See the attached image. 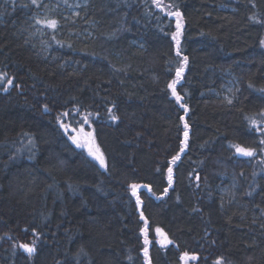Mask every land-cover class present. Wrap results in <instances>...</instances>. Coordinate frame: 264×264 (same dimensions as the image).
I'll list each match as a JSON object with an SVG mask.
<instances>
[{
	"label": "trees",
	"instance_id": "1",
	"mask_svg": "<svg viewBox=\"0 0 264 264\" xmlns=\"http://www.w3.org/2000/svg\"><path fill=\"white\" fill-rule=\"evenodd\" d=\"M46 1L0 0V264H264V0H85L42 40ZM85 116L104 170L61 127Z\"/></svg>",
	"mask_w": 264,
	"mask_h": 264
},
{
	"label": "snow or ice",
	"instance_id": "2",
	"mask_svg": "<svg viewBox=\"0 0 264 264\" xmlns=\"http://www.w3.org/2000/svg\"><path fill=\"white\" fill-rule=\"evenodd\" d=\"M32 3L35 4L36 0H32ZM153 4H155V6L157 8H162V4L160 2V0H153ZM169 16H175L176 17V31L172 34V39L175 41L176 43V55L177 56H181V47H180V36H181V31L183 28V17L181 15V13L179 11H169L168 12ZM36 23L38 24H45L47 25L49 28H56L57 26V21L56 20H37ZM261 45H264V40H261ZM188 62V57L187 56H183L181 62H180V67H178L176 69V79H174L169 85L168 87L172 90V95L176 98L177 103H180L181 101V96L177 93L176 91V84L178 83V81L181 79L182 74L184 72V66L187 64ZM0 80H6L7 83L4 85V89L7 90V87L9 85H12L14 82V78L9 77L7 75V73H0ZM16 87H19V85H16ZM251 87V85H250ZM229 103H231V101H229ZM182 108H184V111L187 112L188 109L185 105L181 104L180 105ZM45 108H47V106L45 105ZM109 113H110V119H112L113 121L117 120L118 117L115 116L114 114H111L113 112L112 108L108 109ZM63 115H67V113H64ZM59 120V117L57 118ZM182 121H184V117L182 116L180 118ZM89 118L88 116L84 117V123H88ZM257 123L256 120H251V124L254 126ZM61 127L64 128L66 131L67 129H69L71 127V125H66L61 123ZM184 139L180 141L181 147L179 152H177L176 155L172 156L171 160L169 161V167H168V184L169 186L172 185L173 182V167L172 165H174L180 158H181V153L184 152L186 146H187V141H188V129H189V125L188 123L185 121L184 122ZM74 132H76V129H73ZM257 131H261L262 133H264V129H257ZM70 139L72 140V142L74 144L77 145V147H87L88 149V153L90 156H92L95 160L99 161L100 166L101 167H105V158L103 153L101 152L100 148L98 145H96L95 140L93 138V135L91 132H85L83 126L80 127V129L78 130L77 135L71 136ZM260 143L262 145H264V140H261ZM233 147L235 148V151L237 154L242 155V156H253L255 154V149L250 148V147H244L241 145H233ZM131 190H132V195L137 197V204H140V198L139 196H137V189L141 187V185H137V184H132L131 186ZM143 187L148 188V191H151L150 186L144 185ZM165 193L168 191V189L166 188ZM141 217L143 218V214L141 213ZM33 231H35V229H33ZM142 231H147V229H143ZM157 234L160 235H164L162 230L160 228L156 229ZM149 243V241L147 240V238L145 239V245H147ZM162 244H167L170 243V241H168L167 237L164 236V239L161 241ZM35 241L32 242V244H20L19 247L22 248L26 253L29 254V256H31L34 252H35ZM144 254L145 257H147L148 255V251H147V247H145L144 249ZM180 259L182 261H187L188 259L191 260H196L197 257L195 255H192L191 257L189 256V254L187 252H185ZM222 257H218L217 260L215 261V264H222Z\"/></svg>",
	"mask_w": 264,
	"mask_h": 264
},
{
	"label": "rangeland",
	"instance_id": "3",
	"mask_svg": "<svg viewBox=\"0 0 264 264\" xmlns=\"http://www.w3.org/2000/svg\"><path fill=\"white\" fill-rule=\"evenodd\" d=\"M84 3H85V0H48V1H46L44 3V5L42 6V8L39 10V12L34 17H32V20L30 22L32 33L37 34V36L39 38L44 40V38H46V36H48L50 34L51 29L45 24L36 23V21L37 20H53L54 19V20L58 21L59 25H60L58 32H64L67 34L69 32L67 24H73V21L75 22L76 16L79 13L78 12L79 8ZM87 32L88 31L82 30V31L78 32L77 34L81 35L83 37L82 34H86ZM226 82L227 83L225 84V86L222 89L223 93H221L219 95L222 98H224L226 101H231L235 95L234 94V90H235L234 83L232 82V80H227ZM228 83L230 85H228ZM81 126H83L85 132H91L93 135V127L91 126L90 121H88V123H85ZM80 127H76V128L70 127L68 129L70 131L69 137L77 135ZM73 129H76L77 131L74 132ZM93 138H94V135H93ZM71 142H72V140H71ZM95 143H96V141H95ZM74 145H76V144H74ZM78 148L84 150V152H86L90 158L95 160L92 156L89 155L87 147H78ZM95 161L99 162L97 160H95ZM227 182L228 183L223 185L222 188L223 189L225 188V190H226V188L227 189L228 188L234 189V187H235V185H233L234 182L230 181V180H228ZM220 191H222V190H220ZM156 234H157V232H156ZM157 236L162 241L164 239V236H166V235L165 234L164 235L157 234ZM182 264H186L185 261H182Z\"/></svg>",
	"mask_w": 264,
	"mask_h": 264
},
{
	"label": "bare ground",
	"instance_id": "4",
	"mask_svg": "<svg viewBox=\"0 0 264 264\" xmlns=\"http://www.w3.org/2000/svg\"><path fill=\"white\" fill-rule=\"evenodd\" d=\"M259 43V42H258ZM54 46V45H53ZM262 55V54H261ZM263 56V55H262ZM168 68V67H167ZM4 71V70H3ZM170 76V75H169ZM2 86V85H1ZM21 90V89H20ZM202 92V91H201ZM204 95V94H203ZM177 111V110H176ZM72 118V117H71ZM69 119V118H68ZM80 120V119H79ZM191 122V121H190ZM81 123V122H80ZM194 129V128H193ZM79 150V149H78ZM167 178V177H166ZM10 249V248H9ZM203 262V261H201ZM205 262V261H204Z\"/></svg>",
	"mask_w": 264,
	"mask_h": 264
},
{
	"label": "water",
	"instance_id": "5",
	"mask_svg": "<svg viewBox=\"0 0 264 264\" xmlns=\"http://www.w3.org/2000/svg\"><path fill=\"white\" fill-rule=\"evenodd\" d=\"M102 170H104V167H101Z\"/></svg>",
	"mask_w": 264,
	"mask_h": 264
}]
</instances>
